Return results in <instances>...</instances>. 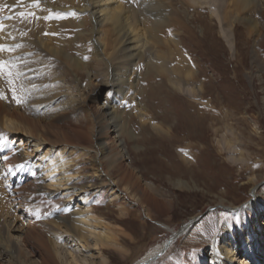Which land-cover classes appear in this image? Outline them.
<instances>
[{"label": "rangeland", "instance_id": "1", "mask_svg": "<svg viewBox=\"0 0 264 264\" xmlns=\"http://www.w3.org/2000/svg\"><path fill=\"white\" fill-rule=\"evenodd\" d=\"M159 1L171 8L174 19L171 20L170 28L165 25L157 34L162 38H175L177 42L170 49L160 47L163 52H175L171 57L160 58L158 66L164 63L163 66L171 67L177 62L181 68L194 74L193 77L190 75L185 78L184 84L188 86L185 87L188 90L199 87L201 90L194 95L188 90H172L171 93L162 90L152 96L147 92L152 93L149 84L155 85L161 76L149 81L145 77L144 61L132 67L133 77L130 78L133 88L128 90L124 108L129 116H125L126 131L119 135L122 144L116 143L110 134H104L109 150L119 158L115 165L105 158L106 155L97 159L96 141L90 136L76 133V129L84 125L83 121H78L83 120L79 116L85 111L66 112L62 99L65 93L76 97L74 94L87 85V74L92 76L97 70L95 63L99 57L89 32L93 25L87 14L80 10L85 0H39L38 6L35 0H0V25H3V30L9 33L6 22L11 21L16 25L15 34L18 36L23 34L21 37L27 40L40 38L45 43L61 48L62 54L68 53L81 61L79 65L76 60L74 71L64 62H56V56L53 57L46 50L38 51L32 46L27 48L29 51H38L36 56L39 59L41 57L42 61L44 57L48 58L46 64L51 68L52 65H58L60 73L65 71V86L60 90L59 86L56 90L54 86L57 84L50 79L52 71L42 70L47 65H39L40 74L29 75L30 72L16 71L9 63L10 56L0 59L6 61L3 70H0V120L4 114L16 120H19V116H23L24 120H42L47 136L54 140L61 137L75 146L80 144L89 149L76 163L74 172L86 177L92 176L94 171H100L105 174L102 176L105 181H117L124 197L111 199L110 191L105 187V190L101 189L100 193L87 201L89 214L102 218L117 233L119 246L101 250L108 264H132L151 247L169 238L171 232L166 227L179 231L195 216L196 222L190 229L174 238L165 252L151 264H215L210 252L218 231V216L223 213V219L229 221L233 215L231 209L217 206L219 197L225 199L224 205H229V202L241 204L250 194L251 186L243 185V182L253 176L264 185V8L260 13L254 11L251 14L258 27L256 32L245 31L240 23L235 25L236 51L232 52L219 34L221 25L209 15V10L221 15L215 4L211 9L193 4V0ZM117 2H121L124 7H136V0ZM219 3L244 5L234 0H220ZM26 15L31 16L28 21ZM2 31L0 37L5 32ZM253 47L258 49L255 54L252 53ZM109 63L103 68H108ZM136 71L139 77L137 83ZM49 89H53L52 95L57 94L52 100L57 110L55 105L52 110L48 108L49 111L41 107L40 100L47 98L45 95ZM61 91L64 94L60 95ZM102 91L103 98L107 93H104L105 89ZM86 104L95 110L96 103L89 99ZM58 106L65 109L62 107V111ZM139 113H144L145 118L139 117ZM189 117H192L193 122L200 121L196 124L199 127L192 126ZM52 124L66 127L65 130L69 127L73 131L66 136L63 132L51 131L49 125ZM153 125H162L165 132L156 133ZM1 128L0 125V201L6 210L0 205V215L3 213L0 222L4 219V211H8L24 226L36 224L35 229L39 230L61 221V200L45 193L35 178L36 170L22 165L17 152L19 150L10 143L6 131ZM228 141L232 147L229 153L225 152ZM184 148L192 151L194 163L191 166H195L199 175L195 178L184 172L186 163L183 164L177 155ZM76 154H80V151ZM234 156L241 157V163L230 159ZM124 174L127 177L123 182L120 178ZM178 180L187 183L185 187H178ZM87 181L97 182L90 178ZM138 196L143 201H139ZM261 196L264 199V194ZM262 203L264 205V200ZM232 230L235 234L239 229ZM26 250L27 256L41 261L42 250L34 239L26 241ZM0 264H4L3 261L0 260Z\"/></svg>", "mask_w": 264, "mask_h": 264}, {"label": "bare ground", "instance_id": "2", "mask_svg": "<svg viewBox=\"0 0 264 264\" xmlns=\"http://www.w3.org/2000/svg\"><path fill=\"white\" fill-rule=\"evenodd\" d=\"M117 1L85 0L83 7L80 8L81 11L87 14L93 25L92 31L89 32L95 41L96 52L99 57L95 63L97 70L95 69L96 72L92 76L88 72V74L86 73L88 75L87 85L74 94L76 97H71V95L69 96L65 93L68 97L63 95L62 98L66 105V112H76L80 109L85 111V113L79 116V119L83 120L78 121H83L82 124L84 125H80L76 129V133L85 134L95 140L98 147L95 150L97 159L101 158L102 155H106L105 158L107 160L113 161L112 165H115L119 158L115 152L109 150L108 142L104 140L106 137L104 134H110V137L112 136L114 137L113 139H116V143L122 144L121 140H119V135L124 134V130L126 131L125 116H129L124 108L125 102H127L125 98L129 92L128 90L131 87L133 88L131 78L133 77L134 68L132 69V67L136 66L138 62L144 61L146 68L145 77L147 76L149 81L154 79L155 76H161L160 81L158 80L159 82H156L155 85L149 84L152 93L147 92L152 96L162 90H166L169 93L172 90L183 92L188 90L186 88L188 86L184 84V80L193 74L188 69L181 68L177 62H174L171 67L167 65L163 66L164 63L160 65L161 67L158 66L160 58L171 57V54L175 52V50H170L166 53L160 49V47H168L170 49L174 42H177L175 38H162L157 34L165 25L170 28L171 20L174 19L172 18L171 8H167L164 2L162 3L159 0H136L135 8H133V5L124 7L121 2L118 4ZM234 1L241 2L244 5H223L219 3L220 0H193V4L202 8L212 9L213 4L219 8L221 15H215L217 12L213 10H209V15L215 18L216 22L221 25L219 34L232 52L236 51L235 25L240 23L245 31L249 33L256 32L258 27L253 21L251 14L254 11L260 13L264 8V0ZM30 17V15H26L25 19L28 21ZM6 23L9 33L3 30L5 32L0 37V44L5 45L9 50L0 51V59L10 56L9 63L12 64L15 70L20 72L25 71V73L30 72L29 75L34 73L40 74L39 65H47V67L41 69L43 71L45 69L52 71L50 79L57 84L54 86L55 89L59 88V86V90L63 89L65 86L63 81L65 71L62 70V73H60L61 69L58 65H52V68L48 66L49 64H46V59L48 58L44 57L45 60H40L41 57L39 56V59L36 56L37 52L40 49L48 51L53 57L56 56L54 57L56 62L62 61L70 69L73 68L74 71L76 69V60H78V64L80 60L75 59L68 53L64 52L62 54L61 48L45 43L40 38L27 40V38L21 37L23 34H19L20 36H18V34H15L16 25L11 21ZM188 30L191 32L189 28ZM48 40L46 41L48 42ZM30 46L36 50L38 49V51L27 50ZM35 51V54L32 53ZM255 52H258L257 47L252 48V53L255 54ZM108 63L111 67L108 66L109 69L103 68ZM138 78L136 71V83L138 82ZM38 80L39 76H37ZM53 89L46 91V99L40 100V103L42 102L41 107L45 111H49L48 108L52 110L55 105L52 100L57 94L52 95ZM104 89V93L106 92L107 96L103 95L102 98V90ZM199 90L201 88L198 87L197 89L192 88L188 91L194 95ZM62 91L60 95L64 94ZM41 92L43 93V91ZM108 94H111L110 98ZM89 99L96 103L94 105L96 107L95 110L91 109V105L90 107L87 106L86 102ZM84 104L86 106H83ZM62 107L59 108L58 106L59 109H62ZM54 108L57 110L56 105ZM0 109L2 108L0 107ZM38 110H41V108H38ZM53 112L55 111L53 110ZM144 113H139L138 116L145 118ZM18 118L19 120H16L4 114L0 120L1 129L6 131L10 143H13L16 149L19 150L17 152L20 162H23L22 165L36 170L35 178L41 183L45 193L49 197L57 196L61 200L60 209L63 213L59 217L61 221L49 224L45 226L46 228H40L39 230L35 229L37 227L36 224L30 223L28 226H24L21 222H17L16 218L14 219L13 215L8 211H4V219L0 222V260L4 264H108V260L101 250L109 247H118V236L116 231L111 230L107 226L108 223L106 221L89 214L87 201L96 193H100L101 189L105 187L110 191V198L118 200L124 197L123 189L117 185V181L115 180L105 181L102 178L105 174L100 171H94L92 176L86 177H83L79 172L73 171L76 163L89 151L86 146L81 147L78 143L75 146L71 141L61 137H58L60 140L56 139V141L47 136L45 133L46 129H44V125L40 119L25 118V122L23 116H19ZM191 118L189 117L191 125L199 127L196 124L200 123V121L193 122ZM161 126L153 125L152 128L158 134L164 133L165 129ZM49 128L54 132H63L66 136L71 133L70 131H73L69 127L65 130L66 127H58L53 124L49 125ZM193 131L196 134V130L194 129ZM78 137L80 136L78 135ZM229 143L228 141L227 146L225 144V152L227 153L232 150ZM78 151H80V154H76ZM191 152L184 148L180 150V153L177 152V155L183 160V164L186 163L184 172H187L191 178H195V176L199 175L198 171L194 168L195 166H191L194 163ZM230 159L236 163H241L242 161V158L239 156L230 157ZM1 162L2 153H0V166L2 165ZM4 168L1 169L4 170ZM177 168L179 169L178 166ZM126 177L127 175L124 174L120 178L121 181L124 182ZM88 178L96 179L97 182L88 183ZM258 181L257 178H253L252 176L242 183L243 185L250 184L251 186L250 194H248L247 199L241 204L229 202V205H224L223 201L225 199L219 197L220 202L217 206H225V208L231 209L232 212H230L233 215L231 214L229 221L223 219V213H220L218 216V231L210 252L213 254L212 258L215 264H264V205L262 203L264 199L261 196L264 194V185L258 183ZM186 184L178 180V187L183 188ZM138 199L139 201H143L141 196H138ZM0 205L3 207V210H6L1 201ZM195 218L196 216L192 217L179 231L166 227L171 232L169 238L151 247L145 255L133 261L132 264H151L165 252L174 238L190 229L196 222L197 218ZM232 229L239 230L234 234ZM32 239L37 242V245L42 250V259L39 262L27 256L26 241Z\"/></svg>", "mask_w": 264, "mask_h": 264}, {"label": "snow or ice", "instance_id": "3", "mask_svg": "<svg viewBox=\"0 0 264 264\" xmlns=\"http://www.w3.org/2000/svg\"><path fill=\"white\" fill-rule=\"evenodd\" d=\"M35 3L38 6L39 0H35ZM2 30H3V25H0V31ZM7 50L9 49H7L5 45L0 44V51H7ZM5 64H6V61L0 60V70H3Z\"/></svg>", "mask_w": 264, "mask_h": 264}]
</instances>
